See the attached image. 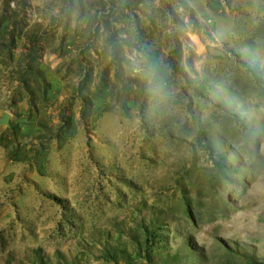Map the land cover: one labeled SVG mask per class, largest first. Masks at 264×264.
<instances>
[{"label": "rangeland", "instance_id": "1", "mask_svg": "<svg viewBox=\"0 0 264 264\" xmlns=\"http://www.w3.org/2000/svg\"><path fill=\"white\" fill-rule=\"evenodd\" d=\"M0 264H264V0H0Z\"/></svg>", "mask_w": 264, "mask_h": 264}, {"label": "water", "instance_id": "2", "mask_svg": "<svg viewBox=\"0 0 264 264\" xmlns=\"http://www.w3.org/2000/svg\"><path fill=\"white\" fill-rule=\"evenodd\" d=\"M9 119L10 116L8 113H4L1 117H0V126H6L9 127Z\"/></svg>", "mask_w": 264, "mask_h": 264}]
</instances>
